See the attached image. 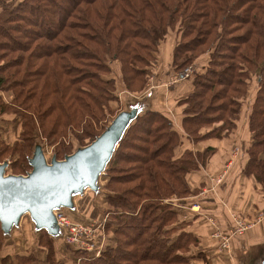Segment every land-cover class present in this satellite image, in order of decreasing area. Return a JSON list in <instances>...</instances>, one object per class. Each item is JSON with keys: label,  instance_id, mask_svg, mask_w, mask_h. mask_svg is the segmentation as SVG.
Masks as SVG:
<instances>
[{"label": "trees", "instance_id": "obj_1", "mask_svg": "<svg viewBox=\"0 0 264 264\" xmlns=\"http://www.w3.org/2000/svg\"><path fill=\"white\" fill-rule=\"evenodd\" d=\"M4 1L0 92L12 101L0 98V119L17 117L22 133L13 146L0 140V156L16 158L14 175H29L41 144L55 148L57 161L90 146L122 113L113 112L120 94L139 97L152 71L159 68L155 77L164 72L167 48L171 74L195 69L182 80L183 112L160 106L137 112L101 174L104 185L92 190L103 198L92 216L102 218V254L86 258L64 246L73 255L60 264L205 260L200 252L191 257L201 240L169 200L199 195L203 186H190L189 175L205 168L215 150L178 152L229 135L246 111L251 146L244 174L264 191V0ZM61 209L75 220L68 213L74 206ZM40 232L37 247L56 264V238ZM9 233L0 222V264H34L33 252L9 253Z\"/></svg>", "mask_w": 264, "mask_h": 264}, {"label": "crops", "instance_id": "obj_2", "mask_svg": "<svg viewBox=\"0 0 264 264\" xmlns=\"http://www.w3.org/2000/svg\"><path fill=\"white\" fill-rule=\"evenodd\" d=\"M170 49V47L166 49L169 50L168 63L171 61ZM198 66L201 67L202 64H198ZM167 72V74L159 77L152 76L147 91L139 98H134L146 100L145 103L150 101L152 106H160V108L174 115H180L183 112V107L179 105L178 99L183 96L186 88L182 80L174 81L176 73L173 75L170 71ZM167 76L168 78H166ZM143 107L145 106H142L139 111L143 110ZM244 113L236 121V127L229 135L203 141L197 145L189 143L178 152L180 157L188 149L195 153H203L208 148L215 150L213 155L208 158L205 168L189 175L190 186L193 188L203 186L199 195L186 200L177 198L169 200L181 210V220L190 222L194 234L201 241L204 240L201 251L207 260L195 261L194 264H264V219L245 235L234 238L229 250L222 249L220 243L214 242L212 239L215 234H213L214 231L219 230L224 235L231 232L233 223L230 220L229 209L248 221L255 220L261 213H264L263 187L254 176L244 174L247 163L246 152L251 146V134L247 129ZM219 178L222 179L221 183H217ZM203 192L207 193L201 196L200 194ZM76 195L79 196L80 194ZM75 199L74 197L73 205L76 203ZM194 205L200 206L199 212L192 210L191 207ZM26 218L27 216L24 215L17 227L10 230L9 242L11 247H9V253L29 254L33 252L37 258L34 264H48L47 253L32 245L29 237L28 230H35L37 232L32 235L34 237L37 235L38 239L41 233L40 229L31 217L29 220ZM96 219H92L90 225L95 224L100 227L96 224L98 222ZM213 221L217 222L218 227L212 224ZM99 235L98 245L106 241V236H103L101 231ZM107 237L110 238L111 234ZM64 242L63 240L58 241L56 238V264L62 263L66 258H72L73 254L64 247L66 245ZM95 257L97 256L95 255Z\"/></svg>", "mask_w": 264, "mask_h": 264}, {"label": "water", "instance_id": "obj_3", "mask_svg": "<svg viewBox=\"0 0 264 264\" xmlns=\"http://www.w3.org/2000/svg\"><path fill=\"white\" fill-rule=\"evenodd\" d=\"M135 115L120 114L96 141L66 158L48 164L43 150L37 148L27 176H5L6 165L0 166V222L10 232L26 213L39 229L58 234L55 209L73 207L72 195L85 189L96 190L105 170Z\"/></svg>", "mask_w": 264, "mask_h": 264}, {"label": "rangeland", "instance_id": "obj_4", "mask_svg": "<svg viewBox=\"0 0 264 264\" xmlns=\"http://www.w3.org/2000/svg\"><path fill=\"white\" fill-rule=\"evenodd\" d=\"M11 1L12 0H5L4 2L10 3ZM0 10H1V8H0ZM168 60H169V50H166V52L163 55L162 60H161V62L163 64V68L162 69L164 70V72L161 70V72L158 75V77L162 76L163 74H166L167 71H170V66H169L170 63H168ZM158 71H159V68H155L154 72L157 73ZM154 72L152 71V76H153V74H155ZM166 78H168V76ZM134 97H138V96H135V95H131L130 96L127 93L120 94V98L121 99L119 100V102H117L116 104L113 105L114 114L116 115V113L120 114L122 112V113H126V114H129V115H136V113L142 108V106H145L143 108H147L150 105L152 106L150 101L145 103L146 100H143V99L139 100V99H135ZM0 98H2L4 101L9 102V103L12 101V96L10 94H7V93H1L0 92ZM108 125H109V123L108 124H106V123L104 124L105 127L108 126ZM21 133H22L21 122H20V120L17 117H15V116L10 114V115H6V116H4L3 118L0 119V140H1V142L3 141L6 145L13 146L15 143H17L20 140V134ZM72 140H73V144H74L73 151H76L77 149H80L79 144L76 142V140L74 138ZM41 147H42V150H43V153H44V156L46 158L47 163L51 164V162L55 158V148L51 147V146H47V145H42V144H41ZM15 159L10 158V157H2L1 158V156H0V166L6 165V169H5V176L6 177L17 176V175H14V173L12 171V163L14 162ZM22 176L27 177L28 175H22ZM104 181H105V179L101 175L99 180L97 181V188L98 187L99 188L102 187L104 185ZM74 197L76 198L75 202L77 203V204L76 203L74 204L75 205V209H74L75 211H71V212L69 211L68 212L69 215H71L72 218L75 219V220H72V221L87 225V227L90 226V224H91L90 221L92 220V216L95 214L93 205L97 201L96 202L97 203V208L98 209L102 208L101 205L103 204V202L101 204L100 201L103 198L99 197V196H96L92 192V190H90V189H87V190L85 189L79 196L76 195V194H73L72 195V201H73ZM24 215L27 216L26 220L27 219L29 220L30 215H28V213H26ZM76 220H80V222H78ZM96 221H98V222H96V224H98L101 227L102 218H97ZM256 221H257V219L249 220V221L247 220V222H251V223H254ZM17 225L18 224L13 225L12 228L13 229L16 228ZM257 225L255 227H257ZM217 227H218V225H217ZM12 228H11V230H12ZM28 232H29L30 240L32 241V245L37 246V237H36L37 235L35 237H34V235H32V234H35L37 231H35V230L34 231H29L28 230ZM216 232L217 231H214L213 234L216 233ZM8 235H9V238H10L11 237L10 233ZM54 237L57 238L58 241L59 240L60 241L63 240V238H61L62 236L59 233L54 235ZM212 239H213L214 242H219V240L214 238V237ZM63 242H64V240H63ZM105 242H103V244L101 245L103 247L102 251L105 249ZM203 242H204V240L200 241L201 245H202ZM65 246H68L69 248L73 249L72 246L70 247V245H68L67 243H66ZM220 246H221V244H220ZM201 248L198 249V250H193V252L191 253V257L194 254L197 255L198 253H196V252L202 253ZM84 253H87L86 258L88 256L89 257H91V256L95 257L94 252L84 251ZM204 257H205V255H204ZM206 260H207V258H206Z\"/></svg>", "mask_w": 264, "mask_h": 264}, {"label": "built area", "instance_id": "obj_5", "mask_svg": "<svg viewBox=\"0 0 264 264\" xmlns=\"http://www.w3.org/2000/svg\"><path fill=\"white\" fill-rule=\"evenodd\" d=\"M195 73L194 68H187L183 74H177L174 77V81H181L187 78H190ZM222 179L219 178L217 183H221ZM208 192V191H207ZM207 192H203L201 196L205 195ZM192 210L195 212L200 211V206L194 205ZM53 214L56 218L58 233L62 236L63 240L72 246L73 249L94 252L98 257L102 253L103 247L102 244L98 245L99 242V233L101 227L93 224L87 227V225L73 222L63 211L62 209H55ZM230 220L233 223V227L229 234H222L219 230L214 234V238L219 240L222 249L229 250L231 242L234 238L245 235L249 230L254 228L257 224L261 223L264 219V213H261L257 221L254 223L247 222L243 220L236 212L229 209ZM212 224L217 227V222L213 221Z\"/></svg>", "mask_w": 264, "mask_h": 264}]
</instances>
